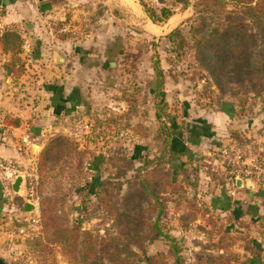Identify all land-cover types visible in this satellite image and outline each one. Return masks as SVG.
Returning <instances> with one entry per match:
<instances>
[{
    "label": "rangeland",
    "instance_id": "374dc122",
    "mask_svg": "<svg viewBox=\"0 0 264 264\" xmlns=\"http://www.w3.org/2000/svg\"><path fill=\"white\" fill-rule=\"evenodd\" d=\"M217 1L135 0L138 11L128 5L120 13L114 3L105 12L82 0L75 19H49L67 29L53 34L75 37L66 52L75 58L73 77L58 90L71 105L61 104L43 146L32 147V164L21 167L38 176L32 211H24V187L14 193L1 178L6 264H264V180L240 198L235 181L244 166L218 157L239 150L241 161L256 165L241 180L264 178V94L255 97L248 82L229 75L217 84L197 56L198 42L226 28V12L238 9L234 0ZM162 8L176 14L173 24L156 21ZM225 39L223 47L236 43ZM259 52L253 46L256 67ZM212 113L225 116L224 136L203 119ZM217 140L209 153L192 147ZM209 196L228 211L211 208ZM158 231L166 238L156 239Z\"/></svg>",
    "mask_w": 264,
    "mask_h": 264
},
{
    "label": "crops",
    "instance_id": "0c3cea01",
    "mask_svg": "<svg viewBox=\"0 0 264 264\" xmlns=\"http://www.w3.org/2000/svg\"><path fill=\"white\" fill-rule=\"evenodd\" d=\"M81 1L0 0V24L5 27L0 31V158L12 159L21 167L31 165L34 159L31 155L32 147L43 146V138L49 129L54 127L53 120L56 119V115H61L65 106L71 105L68 101L75 99L65 95L68 100H65L68 102H65V105L63 100H60L58 91L61 90L59 86L64 79L73 77L75 58L70 57V53L66 55V52H70V45L75 44V37L53 34L52 31L67 32V29L56 30L49 19L61 21L67 17V14H71L72 19H75V12L79 11L75 9V5H80ZM93 2L102 4L105 12L110 10L113 3L120 13L127 11L128 5L134 11H138L135 0H93ZM43 3H48L51 7L46 13L39 11ZM59 4L62 6H57ZM106 6H108L107 10ZM175 16L176 14H172L167 22L173 24ZM22 26H29L30 30L23 31ZM69 31L75 32V26L73 25ZM9 35H15L18 41L15 49L7 43L10 40V38L7 40ZM59 56L63 58V63H57ZM65 68L71 69L69 72L72 74H65ZM224 117L219 113L203 117L213 125L211 131L216 137L224 136L221 126L226 122ZM218 141L207 146L201 143L192 147L198 152L205 151L211 146L218 145ZM207 152L209 153V150ZM255 189V187L250 189L243 186L236 189V192L240 194V198H247ZM211 197L209 196L210 207L225 214L228 210L221 209V201L213 200ZM222 198L229 208V199L225 196ZM261 209L264 213V207ZM3 210L5 203L0 177V214ZM254 210L259 212L256 208Z\"/></svg>",
    "mask_w": 264,
    "mask_h": 264
},
{
    "label": "trees",
    "instance_id": "16d2710c",
    "mask_svg": "<svg viewBox=\"0 0 264 264\" xmlns=\"http://www.w3.org/2000/svg\"><path fill=\"white\" fill-rule=\"evenodd\" d=\"M234 1L236 2L238 9L236 11H229V13L226 12L225 18L227 23L222 24V26H226V28H223L222 30L216 27L215 29L211 30L212 32L207 39L199 41L198 45L201 46L202 50L197 51V56L200 58L205 69L217 84L222 77L229 75L230 77L228 80L233 83L248 82L253 95L257 98H260V96L264 94V0ZM204 2H208V0H204ZM217 2H220V0ZM147 13L155 14L154 11ZM171 15L172 12L166 11V9L162 8L160 9V16L156 17V21L163 22ZM153 18L154 17L151 16L152 21L154 20ZM202 18L203 17H201V19ZM176 31L178 32V30ZM229 35L233 36V38L236 40V43L229 47H223L222 44L226 42L225 37ZM9 38L16 39L15 35L7 36V40ZM253 46H258L260 49L258 54L262 59L261 63L263 65H260L259 67L253 66L251 64ZM206 52L215 53L213 61H210V56ZM262 102L264 103V99ZM173 123L171 124V135L174 134L175 130ZM59 140L63 141L62 138L57 137L56 141ZM171 142L172 138L170 139V145ZM169 150V153H171V149ZM159 237L166 238L158 231L156 233V239ZM171 240L173 243L175 242L173 237H171ZM245 250H247L248 253L252 255L254 248L246 247ZM147 260L150 262V258H147ZM213 262V258H207L208 264H212ZM174 264H178V260L175 259ZM240 264L254 263L244 261Z\"/></svg>",
    "mask_w": 264,
    "mask_h": 264
},
{
    "label": "built area",
    "instance_id": "2783aa9c",
    "mask_svg": "<svg viewBox=\"0 0 264 264\" xmlns=\"http://www.w3.org/2000/svg\"><path fill=\"white\" fill-rule=\"evenodd\" d=\"M1 19V17H0ZM5 27L0 24V31H2ZM218 157L223 158L227 162H239L244 166L243 169H240V174L236 175L237 178H241L244 180L247 178L248 175H250L252 172L250 168L254 166L256 168V165L252 164V161L247 160L246 161H241L240 160V151L238 150L236 155L232 158L229 157V154L227 150L221 149L219 150ZM247 166V167H245ZM35 169H25L22 170L21 166L14 160L12 159H2L0 158V177L6 182L10 183L17 177H22L23 178V187H24V193L22 195V198H24V201L26 203L32 204V203H38L39 197H38V192H37V187H38V176L36 175V172H34ZM243 176V177H242ZM246 176V177H245ZM264 180L263 177L257 176L254 178V184H261V182ZM234 183V181H233ZM232 192V191H231ZM232 195L234 194L233 192L231 193ZM33 205V204H32ZM34 206V205H33Z\"/></svg>",
    "mask_w": 264,
    "mask_h": 264
},
{
    "label": "water",
    "instance_id": "95a60500",
    "mask_svg": "<svg viewBox=\"0 0 264 264\" xmlns=\"http://www.w3.org/2000/svg\"><path fill=\"white\" fill-rule=\"evenodd\" d=\"M50 9L51 7L48 3H43L40 5L39 11L40 13H46ZM63 61H64L63 58L59 56L57 59V63H63ZM10 186L14 193H19L23 186V178L22 177L15 178L13 181L10 182ZM243 186L250 189L254 188V184L251 180L247 179L245 181H242L241 179H236L235 181L236 189L241 188ZM33 209L34 206L32 204L26 203L24 205V211L26 212L32 211ZM0 264H6V263L0 258Z\"/></svg>",
    "mask_w": 264,
    "mask_h": 264
},
{
    "label": "bare ground",
    "instance_id": "6f19581e",
    "mask_svg": "<svg viewBox=\"0 0 264 264\" xmlns=\"http://www.w3.org/2000/svg\"><path fill=\"white\" fill-rule=\"evenodd\" d=\"M21 192V191H20Z\"/></svg>",
    "mask_w": 264,
    "mask_h": 264
}]
</instances>
